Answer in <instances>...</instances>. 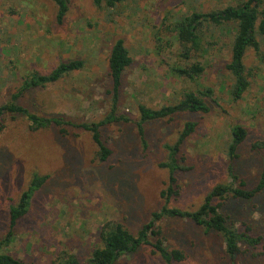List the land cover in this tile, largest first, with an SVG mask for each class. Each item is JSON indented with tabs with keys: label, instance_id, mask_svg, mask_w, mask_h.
<instances>
[{
	"label": "rangeland",
	"instance_id": "374dc122",
	"mask_svg": "<svg viewBox=\"0 0 264 264\" xmlns=\"http://www.w3.org/2000/svg\"><path fill=\"white\" fill-rule=\"evenodd\" d=\"M247 0H125L114 8L93 0H68L69 11L57 20L51 0H0V105L37 71L49 74L60 62L84 61L82 69L44 87H32L19 102L32 112L60 117L73 124L103 120L110 110L109 57L113 44L123 39L133 58L123 75L119 114L129 120L101 127L111 149L98 157L91 132L66 125L31 131L24 116L0 120V243L10 230V208L17 204L34 174L48 176L34 194L29 211L13 229L11 242L1 251L27 264H60L62 253L86 264L101 246L100 229L121 223L133 233L165 204L171 168L168 144L177 141L187 121L196 122L179 153L175 169L179 194L169 206L194 211L219 183L231 182L230 166L238 179L254 188L264 174V36L261 49L245 56L249 87L234 100L233 77L227 69L236 33L233 22L203 24L199 50L189 51L174 30L176 22L193 12L208 13ZM198 63L201 75L189 79L176 68ZM211 88L208 112H178L138 127V105L152 108L177 103L187 91ZM242 125L247 136L231 159L228 145L232 127ZM219 202V200H216ZM222 212L228 224L261 236L264 244V191L253 199L228 197ZM169 249L184 250L180 264H264V247L241 243L230 256L221 235L206 231L187 218L158 222ZM157 237L152 236L155 242ZM115 264H166L150 245L121 256Z\"/></svg>",
	"mask_w": 264,
	"mask_h": 264
},
{
	"label": "trees",
	"instance_id": "16d2710c",
	"mask_svg": "<svg viewBox=\"0 0 264 264\" xmlns=\"http://www.w3.org/2000/svg\"><path fill=\"white\" fill-rule=\"evenodd\" d=\"M57 6V20L62 22L69 11L68 0H51ZM125 0H93L95 5L101 7L114 8ZM212 21L221 25L233 22L236 25V33L231 47V59L227 64V69L233 77L230 94L234 100L241 99L249 87L246 76L245 56L249 48L260 51L261 45L258 39V32L264 36V0H247L237 6H228L223 10H216L208 13L193 12L179 19L174 30L177 32L179 40L187 44L184 57H189V51L199 50L201 47L200 31L203 24ZM133 58L125 45L123 39H117L112 46L109 57V76L111 78V104L106 117L100 121L91 123L73 124L64 121L60 117H47L32 112L19 102L20 96L32 87H44L53 83L68 73L82 69L84 61L72 59L60 62L49 74H41L37 71L27 75L19 90L11 96L5 103L0 105V120L6 115L24 116L29 122L31 131H38L42 128L54 125L59 128L61 133H66V125L73 124L91 132L93 141L98 146V157L102 161L108 159L111 149L102 139L101 127L106 123L129 120L123 114H119L120 91L123 84V75L126 69L132 64ZM175 71L189 79L201 75L204 67L198 63L189 68H176ZM213 90L187 91L182 98L175 104L164 105L160 108H152L144 103L138 105L139 121L138 127L141 134L144 133V124L149 121L165 119L178 112H208L209 106L206 97H212ZM196 122L187 121L180 133L177 141L168 144L170 152V162L163 166L171 168L169 175V186L163 192L165 204L160 210L154 211L149 221L137 232L133 233L121 223L107 222L100 229L101 246L94 249L86 264H115L117 260L127 254L137 251L141 246L150 245L154 254L166 264H180L185 258L182 249H169L162 237V229L158 222L164 218H187L201 225L206 231L214 232L223 238L226 251L230 256H235L240 252L241 243L256 249L264 247L261 236H253L248 232H240L238 228L228 224V219L222 212L223 200L228 197L240 199H253L264 191V174L254 188H247L245 182L241 181L236 185L238 179L233 166H230L231 182L219 183L206 195L201 206L194 210H183L169 206L172 196L179 194L175 169L179 168V153L187 138L193 133ZM232 138L228 145V155L233 160L238 156V149L247 136V130L242 125L236 124L231 130ZM48 176L34 174L28 187L23 191L17 204L10 208V230L5 241L0 243V264H27L22 259L1 251L4 246L11 242L13 229L18 221L29 211L34 194L45 184ZM216 200H219L216 201ZM157 237L155 242L151 237ZM60 264H81L76 255L65 252L60 256Z\"/></svg>",
	"mask_w": 264,
	"mask_h": 264
}]
</instances>
